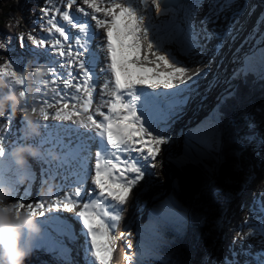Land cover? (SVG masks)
Masks as SVG:
<instances>
[{
    "label": "snow or ice",
    "instance_id": "obj_1",
    "mask_svg": "<svg viewBox=\"0 0 264 264\" xmlns=\"http://www.w3.org/2000/svg\"><path fill=\"white\" fill-rule=\"evenodd\" d=\"M161 2L162 0H82L91 11L77 7L76 12L83 14L80 17L72 11L78 5V0H46L41 9V36L37 38L31 33L27 35L31 45L35 46L34 56H43L49 67L47 78L38 85L37 93L40 98L34 97L33 104H42L39 110L43 112L45 121H48L50 115L59 121H74V117L77 118L74 124L79 127L69 126L68 131L75 135L78 144L86 138L94 142L97 148L94 165L86 166L82 158L79 161L78 166L84 172V177L78 181L74 193L60 199L61 193L57 191L56 199L48 205L49 210L63 208L68 212L75 211L80 203L75 198L84 195L83 185L86 179L91 180L95 195L86 194L75 217L82 223L81 231L85 236L84 264H111L118 239L115 232L122 219L123 205L127 202L131 189L144 178L151 161L160 152V146L167 143L164 134L153 126L151 118L146 121L141 117L154 109L166 111L168 116L176 115L175 109L186 100H176L175 97L187 90L185 78L193 79V76L188 75V66L165 47V41L152 24L151 16L146 17V13L152 11L153 5L155 13L160 14ZM202 6V0H195L185 13L186 32L191 41L187 47L180 49L185 55L192 47L199 46L198 37L211 40L218 36L220 46L225 40L234 38L236 17L243 15L245 11V6L238 4L237 0H209L208 10L197 28L192 18ZM101 13L102 16L98 15ZM227 13L232 14L231 21L228 20ZM87 17L90 19H85ZM221 20L226 22L220 24ZM91 21H95V26ZM260 24L264 25V19L260 20ZM209 25L212 26L211 30ZM44 28L47 29L46 33L43 32ZM95 29L106 30L99 44L104 50V67L100 71L105 74V78L98 94L97 86L101 78L95 67L97 58L91 51V41L99 35ZM17 38L23 46L25 35L20 34ZM49 41L52 43L49 44ZM39 49L43 51H36ZM82 54H87L88 60ZM261 55L264 56V53ZM21 71L13 60L0 65V77L11 81L16 88L19 86L24 89L27 100L26 82L17 75ZM193 75L199 78L206 76L207 72H202L197 67ZM175 81L185 84L186 87H178ZM49 85L54 86L53 95L50 97L47 91L41 92V88L46 90ZM141 86L151 89L162 86L175 91L149 92ZM94 94H97L98 104L95 110ZM161 95L170 100L161 101ZM138 103L144 110L139 114ZM54 107L56 110L50 113L49 109ZM7 111L5 119L11 125L12 111L10 108ZM21 120L25 121L23 117ZM43 126L47 127L46 124ZM26 141L27 138L22 137L9 150L5 145V137L0 135V158H4L0 159V183L9 184L14 191L15 184L6 181L4 175L6 169L10 170L11 164H14L11 159L12 149ZM33 143L43 145V141L35 139ZM90 147L91 145L89 150ZM198 147L203 148L204 145L194 140L192 151L196 152ZM16 174H22L21 170L16 168ZM17 201L21 208L29 206L32 214L45 208L42 199L35 205L26 204L23 197ZM54 218L59 219V216ZM257 228L256 232H249L242 238L246 240L259 235L260 247L264 250V223ZM59 235L68 240L75 237L69 223ZM120 236L123 237L124 233ZM125 243L130 249L131 242ZM66 247L61 240L53 251L64 255ZM126 259L131 261L133 257L126 253ZM225 264L240 262L232 258L226 259ZM252 264H264V255L252 261Z\"/></svg>",
    "mask_w": 264,
    "mask_h": 264
},
{
    "label": "rangeland",
    "instance_id": "obj_2",
    "mask_svg": "<svg viewBox=\"0 0 264 264\" xmlns=\"http://www.w3.org/2000/svg\"><path fill=\"white\" fill-rule=\"evenodd\" d=\"M80 2H82V0H79ZM205 0H202L203 6L202 8L204 9V7L206 6L205 4ZM46 0H0V18L2 17V15L6 12H8L9 9L12 10V12H15L18 15V19L16 22V26L14 28V30L16 31L13 38H11L10 35H4L2 34L0 37V40L5 41L8 44V50L7 51H0V57H7L8 60L14 56L15 58H17V60L15 61L18 66L19 69L21 68L20 64L18 63V60L20 58H18V56L16 57L15 55H17L18 52H20L21 54H23L25 56L26 53L29 54L28 48L26 46V44L23 42V46H21L20 41L18 40V36L20 34H29L31 33L32 35H35L36 37L38 36L37 34H35L38 30L35 31V25L37 24L39 30H41V23L39 24V22L41 21L40 19V13H41V9L45 6ZM258 6V5H257ZM32 7V8H31ZM154 7V5L152 6ZM14 10V11H13ZM234 10V9H233ZM205 15V14H204ZM203 15V16H204ZM202 16V17H203ZM160 17V14H156V19H158ZM202 17H200L199 22L203 19ZM36 18V19H35ZM38 18V20H37ZM260 18V17H259ZM35 19V24H33V21ZM224 20H221L220 22H223ZM32 22V23H31ZM209 29H212V26L209 25ZM45 30V28L43 29ZM35 32V33H34ZM200 37H198L197 39H199ZM202 40L203 37L201 36ZM233 40V38H230ZM248 38L246 37L245 39H241L243 41H246ZM205 41H210V40H205ZM230 41V40H229ZM228 41V42H229ZM253 42V40H252ZM216 45L215 42H212V45H210V49L208 51H201V49H198L196 51H198V56L201 58H204L205 64H213L212 62H214L213 60H211L210 57H207L208 53L212 52L214 50V46ZM261 46H257V48L255 50L252 51L251 54H245L244 57L240 56L237 57V54L240 52H243V48H239L238 52H235V54H233L235 56V60L233 59H229V62L234 64L237 63V65L233 68H229L227 70H221V68L219 70H221L220 75L218 76L219 80H216L213 83V87L211 89H209L208 87V93L206 94L207 99L210 97L211 100H206V98H204V100L202 99L203 97H201L199 94L195 93L192 94V98L196 99V100H203L204 102L208 101L209 103L204 104L203 106H201V112L197 113L198 116L196 118H203L206 114V112L208 111V108L213 104V105H218V113L215 116V120L211 121L210 123H208V129H204L200 132H198V130L194 131V140L196 142H198L199 144L204 145L203 148L198 147L196 152L192 151V145H193V141H190V147L188 146H184L185 143H182L178 138H179V134H177V131H175L176 133H170V137H173L174 140L172 139H167V149H169V153H164L163 150V145L160 148L159 152L160 156L158 155V162L155 163L154 165L158 166V174L161 176V178L158 180V183H160V192L157 194H151L149 195L148 198H154L155 196L157 197H163V196H167V195H171V190H170V186H171V179H169L168 177V173H169V163H173L179 156V154L184 151V150H188L191 153H193L195 156L200 157L202 160L201 161H206V160H210L209 159V152L210 149L208 148L209 146V139H212V142L217 144L218 140H219V135H220V131L217 126L218 121L220 120L219 117V109L221 107V102H222V97L223 95H225L227 92L230 93L231 90H233V79L235 76H240L241 73H244V69L247 65H251L253 68V75L257 78L258 76H260L261 74V70H262V65L260 64L262 61H264V56H262L261 54L264 53V46L262 47V49L257 52V49H259ZM200 50V51H199ZM27 51V52H26ZM205 52V53H204ZM208 52V53H207ZM241 57H243L241 59ZM203 60V59H202ZM209 61V62H208ZM246 61V62H245ZM239 62H241L239 64ZM245 62V64H244ZM4 63L3 59H0V65H2ZM220 66H222V64L218 65L217 68H219ZM21 70V69H20ZM261 77V76H260ZM259 78V77H258ZM4 79V78H3ZM206 86H208V82L205 83ZM211 85V83H210ZM7 88H4L3 91L6 92ZM205 94V93H204ZM180 99V97H179ZM177 100V99H176ZM192 103V99L189 101V105L191 106ZM193 113V111H191ZM8 111L6 110L3 116H0V135H3L6 139L7 137V133L8 129H12L13 130V123L11 125L7 124V121L5 119V117L8 115L7 114ZM180 113L182 115V117L184 118V124L185 125H191L192 122H194L193 120H191L190 117H188L187 112L185 113V110H180ZM21 115L17 112L15 114L12 113V119L13 122H15V119L18 120L19 124H22L23 121L21 120ZM195 120V119H194ZM173 125L175 127H177L176 123L173 122ZM192 127V126H191ZM196 129V128H195ZM12 133V131H11ZM209 134V136H207ZM236 135V142L239 145L238 147V153L239 155H241V160L239 158V156H237L236 151H234V156L237 159L236 163V171L239 174V176H246L247 178H249L248 182L246 183H239V182H229V184L231 185V189L229 192H227V194L224 196L222 194H219V196H216V200L217 203L216 207L218 205V208L220 206L219 211H217V213L219 214L220 212L222 214H219V217H212L211 219L214 220L215 218H217L218 220L215 221L214 223V230L215 231V240L213 238V245H212V249L211 251H209V253L206 255L205 258H201V256L203 255V253H205L207 250L203 249V245H198L195 247V253L196 255H193L192 258L189 261L184 260L183 258H181L180 263L182 262L183 264H215L216 263V256L218 252H221L223 255L228 256V249L224 248L223 251L220 250L218 251L220 248V245L222 242L221 240H218L221 238V236H223L224 231H222V229L224 228V225L227 224V222L231 219H235L237 224L238 222H240V218L242 217V214L240 213V217L237 214H239L240 211V207L242 205V202L240 201L241 197H243L244 195H246L248 193V191H251L250 193H248L249 198L251 199L252 197H254L255 193V186H256V190L259 186V184H261L262 181V176L264 174V131L256 128L255 125L248 120L247 122V126L246 129L243 130L242 132L239 131L238 133H235ZM182 136V134H181ZM13 141L15 140V136L12 139ZM17 140H15V142H17ZM174 143H178V149L175 151H171L172 146H174ZM7 148H10L9 146V142H7ZM165 147V148H166ZM185 147V148H184ZM237 150V149H235ZM221 157V155H220ZM257 162V164H256ZM170 164V165H171ZM251 166V167H250ZM247 167H250V172L247 170ZM10 170H6L5 171V175H4V179L6 181H9L12 184H15V195L12 197L13 200H18L21 197L24 198L25 203H26V197H27V193H25L26 191V186L18 183L19 181H16L15 175L12 176V174H9ZM259 175L258 180L255 178V175ZM146 184L147 181L145 182ZM234 186H242V189L240 192L239 191H235L234 190ZM25 190H24V189ZM140 189H143L140 188ZM146 188H144L143 190H145ZM135 194H137L135 191H133V196H135ZM259 195L261 193H258ZM147 198V199H148ZM140 200L139 198L134 199L130 205L131 211L130 209L127 210V213L129 216H131V219H134V221H139V224L142 225L144 232H143V243L142 246L140 248H135L133 247V241L130 240L131 242V248L129 251H127L126 249H124L123 246H118L116 245V247L121 248V252L117 253V256L115 257V261L113 264H132L133 260H135V257H137V255L140 254H147L151 252V246L153 248V257L152 259L155 260V262L162 264V261L164 258H166V252H171L172 247L171 246H176L179 243L185 241V237H186V233L188 230V226H187V213L188 210L186 209L185 211H182V214L180 213L179 215H152L151 217V223L147 224V216L150 215L149 213V208L147 207L146 201L148 202V200ZM149 199V200H150ZM34 200V199H33ZM241 204V205H240ZM143 207L144 210H141L140 213L138 215V208ZM135 214L137 215V217L132 218L131 214ZM215 215V213H214ZM157 218V220H155ZM154 221H153V220ZM228 220V221H227ZM227 221V222H226ZM130 223V222H129ZM143 224H146V226L144 227ZM239 224V223H238ZM223 226V227H222ZM232 226V225H231ZM229 229V227H228ZM230 231H232V229H230ZM167 233V234H166ZM155 237V240L153 241V238ZM159 237H163V238H159ZM164 238H166V240H168L167 242L164 241ZM175 239V241L171 240V239ZM225 239V238H224ZM170 242V243H169ZM229 243V241H228ZM126 244V243H125ZM171 246H170V245ZM201 244H204L203 240H201ZM231 246V244H230ZM229 246V247H230ZM216 248V249H215ZM218 249V250H217ZM126 253L131 255L133 257V259L131 261L126 259ZM223 260V259H222Z\"/></svg>",
    "mask_w": 264,
    "mask_h": 264
},
{
    "label": "bare ground",
    "instance_id": "obj_3",
    "mask_svg": "<svg viewBox=\"0 0 264 264\" xmlns=\"http://www.w3.org/2000/svg\"><path fill=\"white\" fill-rule=\"evenodd\" d=\"M174 1L175 0H165V2L168 4H172V3H174ZM188 1H190V3H191V4H189V7H191V5L195 2V0H188ZM205 1H206L205 2L206 6L204 7V9L202 7H200L198 12L192 18L193 23L196 25L197 28H199V25H200V22L198 19H200V17H202L208 10L209 0H205ZM237 2H238V4H243L245 6V11H244L243 15L236 17V29L234 30V33H233V36H234L233 40L227 39L223 42L222 46H220L221 41H220L218 36L213 37L209 42L200 39L201 38L200 37L199 39H197L199 46L194 47L193 51L190 52L188 58L186 60H184V64L187 65L189 68L188 75L193 76V79L188 80L187 78H185L187 90L185 92L181 93L180 96L175 97V99L182 100V98L185 97V98H188V101L186 103H183L181 106H179L178 108L175 109L176 115H174V116H168L166 111L163 114H160V112H157L155 115L152 116L151 121L153 123V126L155 128H157L159 131H161L167 139L169 138V139L174 140L173 137H170V133H172V132L174 133L175 131H177V134H179L180 136L184 132L186 134V136L188 137V141L185 140V142H184V140H182V142H184L186 146L190 147L191 144L189 143V141H194V138H195L194 135L195 134L193 131V127L195 126V124L197 122H192L191 125H185L184 122H186V121H184V118L182 117L180 110H185V113L187 112L188 117H190L191 120L194 121V119H196V117L198 116L197 113H200L202 111L200 109L201 106L209 103L208 101L204 102L203 101L204 98H206V100H209V101L211 100L210 97L207 99L206 94L208 93V90L213 87V83L216 80H219L218 76L220 75L221 70H227V69L233 68L237 65V63L232 64L229 62V59L235 60V56L233 54H235V52H238L239 48H243L244 51L238 53L237 57H240V56L244 57L245 54H251L252 51L257 48V46H261L259 49H257V52H259L262 49V47L264 46V25L260 24V20L264 19V0H253V2H251L250 0H237ZM183 3L184 2L180 3L177 7H179ZM255 4H257L258 6L255 7ZM74 7L76 9H77V7H84L86 9V11H91V9L87 8V5H84L79 0H78V5L74 6ZM74 10L75 9L73 8L72 11L74 12ZM187 10L188 9L186 8V5H181L178 9H176V15L179 17H182V19L185 21V13ZM233 11H235V9ZM154 13H155V8L152 7V11L150 13H146V17L149 15L152 17V16H154ZM98 15L102 16L103 14L101 13ZM226 15H227L229 21H231L233 19L231 13H227ZM165 17H167V15L162 14L157 20L154 21V23L158 22L159 20L161 21ZM40 23H41V21L39 22V24ZM219 23L222 24L221 22H219ZM37 30L38 31L36 33L35 32L34 33L37 34L38 35L37 38H39L42 34V30H39V29H37ZM105 31L106 30H104V29H100L97 31L98 33H100L101 36L99 37L98 42H96L95 44L93 43L95 51H97L96 49L99 46V44L101 42V38L105 34ZM184 34L182 35L181 41H179V42L184 41V39H185ZM24 35L26 37L24 43L26 44V46L28 48L29 54L26 53L24 56L23 54L18 52L17 55H15L16 57L18 56V58H20L18 60V63L20 65H22L23 67H24L25 62H27L31 58V56H34L33 50L35 47V46L31 45L30 41L27 39L28 34H24ZM246 37L248 38L246 41L241 40L242 38L245 39ZM252 40H253V42H252ZM212 42L216 43V45L214 46V50L210 53L207 52L208 54H206V55H208L207 57H210L211 60H213L214 62H212L213 64H205L206 60H204V58H201L198 56V53H197L198 51H196V49L197 50L201 49V51L206 52L210 49V45H212ZM36 51L42 52V49H39ZM34 57H36V56H34ZM243 57H241V59ZM9 60H13L15 62L17 60V58L12 56ZM240 63L241 62H239V64ZM220 64H222V66L217 68V66ZM197 67L202 72L206 71L207 75L201 76L199 78L195 77L193 74L195 73ZM220 68H221V70H219ZM104 78H105V75H104ZM0 79H3V77H0ZM206 82H208V84H209L208 86L205 85ZM174 83H176L178 85V87H181V88L186 87L185 84H180L179 81H175ZM210 83H211V85H210ZM208 87H209V89H208ZM6 91H8V89ZM172 91H175V89H169L168 90V92H172ZM195 93H197L201 97H203L202 98L203 100H196V99L192 98V94H195ZM47 94L49 96L50 92H47ZM32 96H34V94H32ZM179 97H180V99H179ZM160 98L163 101H169L170 100V98L165 97L163 95H161ZM191 99H192L193 104L190 106L189 101ZM29 103L30 104L32 103L31 98H30ZM54 108H52L51 110H53ZM191 111H193V113ZM166 116H167V119H165ZM173 122L176 123L177 127H175L173 125ZM22 127H24V125L19 124L18 120L15 119V122H13L12 133L16 134L19 131V129H22ZM86 131H88V130H86ZM153 134L155 135L156 133L154 132ZM10 136L14 137L15 135L14 136L10 135ZM16 137H18V136H16ZM22 137H25L24 134L22 135ZM20 138L21 137H19V139ZM35 138H38V137H35ZM12 139L13 138H10V137L8 139L9 146H10V148H8L9 150L11 149V145L15 142V140L13 141ZM19 139H18V141H19ZM33 140H34V138L30 141L33 143ZM177 144L178 143H174V146H172L171 151H175L179 148ZM167 145H168L167 143L163 144V148H164L163 152L166 154L169 153V149H167V147H166ZM161 147H162V145L160 146V148ZM159 154L160 153H158V155ZM158 155H156L155 159L151 161V164H155L158 162ZM240 158H241V155H240ZM0 159H4V158H0ZM47 164L51 168L54 166L51 161H47ZM151 164L149 165L148 170L146 171L144 178L138 183L139 186H137V188L134 190L137 194H135L134 198H131V200H129L128 204L126 206H124V208H123V210L125 211L124 216H126V218H127L126 223L130 222L131 225L135 224L134 226H136V227L138 226L136 224L137 222H135L134 219H131V216H129L127 213V210H129L131 208L128 205H130V203L136 198L137 199L139 198L140 200H146L149 197V195L159 193L160 192L159 190L161 188L160 183H158V180L161 178V176L158 174V166L154 165V167H151ZM256 164H257V162H256ZM250 167H247V170L249 172H250ZM26 173L31 175L29 177H32V172L30 171L29 167L26 169ZM20 175H18V176H20ZM68 176H70L71 180H74V174H68ZM259 176H260V174L259 175L256 174L255 178L258 180ZM33 180H34V182H32L31 184L37 185V182L35 181V179H33V177L28 181V183L30 181H33ZM146 181L149 184H146L145 183ZM26 182L22 183V184L26 186ZM142 187H143V189L144 188H146V189L145 190L140 189ZM38 188H40V186H37L36 191L38 190ZM261 190H264V181L261 184H259L257 190H256V186H255L256 192H254L255 193L254 197H252L251 199L249 198L250 194L248 195V193H250L251 191H248V193L246 195L241 197V199H240V201L242 202V205L240 204L241 209L239 211V214H237L235 216L238 217V215H239V217H240V213L243 211L244 206L247 204H251V203L252 204L253 203L261 204V205H259V210L264 211V206H262V202H264V199L261 198V197H264V193H261ZM258 193H261L260 194L261 197H258ZM166 197L167 196H163L160 198V197L155 196L154 198H151V199L148 198L147 199L148 202L146 201L145 204H147V207L150 209L152 206L155 207L157 205H160L161 201L167 199ZM59 198H61V197H59ZM30 201H33V197L30 199ZM172 207H174V208L177 207L181 210H184L181 208L180 205H176L175 203H172L169 208H172ZM141 210H144V208L142 206L140 208H138V215L141 214L140 213ZM130 211H131V209H130ZM131 215H132V218L137 217V215H135L133 213ZM262 216L264 217L263 214H262ZM69 219H71V217H69ZM235 223H236L235 219H231L227 222V224L224 225V228L222 229V231H224V234H223V236H221L220 239H218V240H221L222 243L219 244L220 247H218V248H220V249L219 250L217 249V250L223 251L224 248H226V249L229 248L228 249V256L223 255L221 252H218L217 256H216V263L215 264H225L226 259H232V258H235L239 262L241 261L239 254L237 252V249L235 247L236 245H232V237H233L232 232H234V231L238 232L239 228H240V227H238L239 222L237 224H235ZM119 225H120V223H119ZM228 227H229V229H228ZM230 229H232V231H230ZM126 233H127V240H125V241H130L132 231L131 232L126 231ZM64 240L69 241L66 238H64ZM228 241H229V243H228ZM72 244L76 250H80L81 240H78L77 243L75 241H73ZM230 244H231V246H230ZM121 246H123L124 249L129 251L126 247L125 242H123V244H121ZM120 252H121V248L115 247V251L113 254V259L111 261V264H113L114 261L116 260L115 257L117 256V253H120ZM78 253L79 252L75 253L71 262H69L68 264H84V261L82 260V258L81 257L79 258ZM30 263L31 264H53L52 262H49L47 260H43V259L41 260L37 256L29 257L26 261V264H30Z\"/></svg>",
    "mask_w": 264,
    "mask_h": 264
},
{
    "label": "trees",
    "instance_id": "obj_4",
    "mask_svg": "<svg viewBox=\"0 0 264 264\" xmlns=\"http://www.w3.org/2000/svg\"><path fill=\"white\" fill-rule=\"evenodd\" d=\"M15 12L9 9L0 18V37L4 34L13 38L18 19ZM260 64L262 65L261 77L256 78L253 75L252 66L247 65L244 73L234 77L233 90L223 95L219 109L220 120L216 126L221 130L219 133L223 142L219 165L213 168L211 161L203 162L188 151H182L172 164L169 163L170 197L176 205H180L185 211L188 210V230L185 241L176 246L169 244L172 251L166 252V258L163 259L162 264H183L180 263L181 258L189 261L193 255H196L195 247L198 245H203V249L207 250L201 256L205 258L212 249L213 238L215 240L214 223L218 219L211 218L222 214L217 213L220 206L216 207V196L218 197L219 194L225 196L230 191L229 182L249 181V178L239 176L235 168L237 159L234 151L239 147L235 140V133L245 130L248 120L256 128L264 131V61ZM234 190L240 192L243 189L242 186H234ZM171 240L175 241L174 238ZM201 240L204 244H201ZM164 241L168 240L164 238ZM152 257L151 246L150 253L135 257L132 264H159Z\"/></svg>",
    "mask_w": 264,
    "mask_h": 264
},
{
    "label": "clouds",
    "instance_id": "obj_5",
    "mask_svg": "<svg viewBox=\"0 0 264 264\" xmlns=\"http://www.w3.org/2000/svg\"><path fill=\"white\" fill-rule=\"evenodd\" d=\"M8 44L0 40V49L7 50ZM4 62L7 57H0ZM49 74V67L46 63L38 64L36 67L25 69L17 75L25 82L32 85H39ZM7 88L8 91H3ZM35 92L39 88L34 89ZM35 96H33L34 98ZM28 97L24 95V89H17L11 81L0 79V116H3L9 108L12 113H19L25 120L24 136L27 140L42 135V123L46 122L43 112L35 104L31 108L27 106ZM33 109H36L35 111ZM48 157L51 160L59 161L61 156L58 152L45 149L35 143H21L12 149L11 159L20 169L22 174L17 177L20 183L28 180L26 169L32 160H40ZM53 193V185L48 184L41 189V196L47 201ZM14 188L7 183H0V264H26L27 259L35 251V243L43 236L44 227L40 223V217L44 211H35L32 214L30 207H20V202L13 200ZM51 205V204H49Z\"/></svg>",
    "mask_w": 264,
    "mask_h": 264
},
{
    "label": "water",
    "instance_id": "obj_6",
    "mask_svg": "<svg viewBox=\"0 0 264 264\" xmlns=\"http://www.w3.org/2000/svg\"><path fill=\"white\" fill-rule=\"evenodd\" d=\"M181 1L182 0H175L174 3L172 4L174 5V7H176ZM183 1H187V0H183ZM164 3H166L165 0H162L161 5H164Z\"/></svg>",
    "mask_w": 264,
    "mask_h": 264
}]
</instances>
